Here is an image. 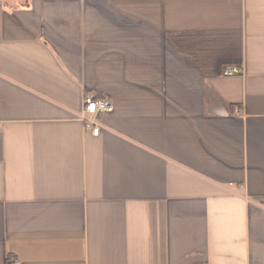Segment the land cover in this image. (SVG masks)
Listing matches in <instances>:
<instances>
[{
	"label": "crops",
	"instance_id": "obj_1",
	"mask_svg": "<svg viewBox=\"0 0 264 264\" xmlns=\"http://www.w3.org/2000/svg\"><path fill=\"white\" fill-rule=\"evenodd\" d=\"M10 261L264 264V0H0Z\"/></svg>",
	"mask_w": 264,
	"mask_h": 264
},
{
	"label": "built area",
	"instance_id": "obj_2",
	"mask_svg": "<svg viewBox=\"0 0 264 264\" xmlns=\"http://www.w3.org/2000/svg\"><path fill=\"white\" fill-rule=\"evenodd\" d=\"M221 75L224 77H235L242 75V69L238 66H224L221 69ZM113 104L108 99L100 98L92 92L83 96V107L80 114V120L83 122L85 129L89 130L93 136L100 133L99 119L101 115L111 113ZM9 264H18L10 261Z\"/></svg>",
	"mask_w": 264,
	"mask_h": 264
}]
</instances>
